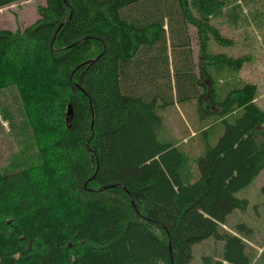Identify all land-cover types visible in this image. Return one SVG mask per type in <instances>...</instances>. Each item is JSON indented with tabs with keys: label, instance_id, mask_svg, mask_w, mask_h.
Listing matches in <instances>:
<instances>
[{
	"label": "trees",
	"instance_id": "16d2710c",
	"mask_svg": "<svg viewBox=\"0 0 264 264\" xmlns=\"http://www.w3.org/2000/svg\"><path fill=\"white\" fill-rule=\"evenodd\" d=\"M45 2L30 26L0 30V91L18 89L42 142L35 167L5 172L0 155V264H191L208 239L224 251L204 264H264V243L229 226L264 170V109L241 76L249 56L208 43L237 44L220 16L264 38V0ZM188 101L214 117L195 132L194 170L159 138V109Z\"/></svg>",
	"mask_w": 264,
	"mask_h": 264
},
{
	"label": "rangeland",
	"instance_id": "374dc122",
	"mask_svg": "<svg viewBox=\"0 0 264 264\" xmlns=\"http://www.w3.org/2000/svg\"><path fill=\"white\" fill-rule=\"evenodd\" d=\"M45 0H28L0 9V30L2 29H24L33 24L39 17L40 7L45 4ZM214 25L221 29L224 36L235 37L237 44L231 48H223L216 41H209V49L217 53H226L231 56L246 55L248 61L241 73L242 78L253 73L258 76V80L264 85V64L261 59L264 56V49L260 54V46H264V38L256 32L254 26H246L236 29L235 26L225 21L221 16L213 21ZM195 54L197 60H201L202 49L195 41ZM256 70V71H251ZM232 82L225 80L221 90L231 89ZM259 91V89H258ZM264 91V89H262ZM259 96V94H258ZM259 106L264 109V99H261ZM159 113L163 118V127L159 132L162 142L178 143L180 147L188 151L191 168L194 170L192 162L195 155V143L204 142L202 135L195 138V132L200 134L203 126L214 121V117H203L195 101L175 103L165 108H160ZM32 113L30 108L21 97L16 87H10L0 91V155L3 161V168L6 171H13L21 167L31 168L38 166L41 162L39 147L41 140H38L34 131ZM221 130V131H220ZM217 131L222 133V128ZM196 139V140H195ZM200 140V141H197ZM197 141V142H195ZM199 149L204 144L196 145ZM264 170L255 181L239 191L237 197L247 199L249 204L246 210H236L229 217V226L245 224L248 231L246 235L253 237V248L256 252H261L260 244L264 243ZM249 249V248H248ZM224 251V243L208 239L193 247V260L191 264H204V256H215ZM264 263V257L262 259Z\"/></svg>",
	"mask_w": 264,
	"mask_h": 264
},
{
	"label": "crops",
	"instance_id": "0c3cea01",
	"mask_svg": "<svg viewBox=\"0 0 264 264\" xmlns=\"http://www.w3.org/2000/svg\"><path fill=\"white\" fill-rule=\"evenodd\" d=\"M259 48L261 50L260 54H262L264 46L263 47L260 46ZM261 59H262L263 64H264V56H262ZM251 71H256V70H251ZM257 76H258L257 74L254 75L253 73H251V76L250 75L245 76V79L248 80L249 82L255 83L258 86L259 96L257 97L256 102L259 104L261 99H264V91H262V89H264V85L259 82L260 77L258 78V80H254V78L257 77Z\"/></svg>",
	"mask_w": 264,
	"mask_h": 264
},
{
	"label": "water",
	"instance_id": "95a60500",
	"mask_svg": "<svg viewBox=\"0 0 264 264\" xmlns=\"http://www.w3.org/2000/svg\"><path fill=\"white\" fill-rule=\"evenodd\" d=\"M70 114H72V107L70 106Z\"/></svg>",
	"mask_w": 264,
	"mask_h": 264
}]
</instances>
